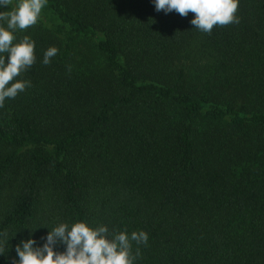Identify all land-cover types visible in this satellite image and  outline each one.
Segmentation results:
<instances>
[{
    "label": "trees",
    "instance_id": "1",
    "mask_svg": "<svg viewBox=\"0 0 264 264\" xmlns=\"http://www.w3.org/2000/svg\"><path fill=\"white\" fill-rule=\"evenodd\" d=\"M42 11L13 42L35 41L31 87L0 107V264L78 221L147 232L134 264H264V0L211 34L154 0Z\"/></svg>",
    "mask_w": 264,
    "mask_h": 264
},
{
    "label": "clouds",
    "instance_id": "2",
    "mask_svg": "<svg viewBox=\"0 0 264 264\" xmlns=\"http://www.w3.org/2000/svg\"><path fill=\"white\" fill-rule=\"evenodd\" d=\"M13 0H0V8L8 9ZM47 0H19L9 11H0V107L6 99H14L31 87V81L18 79L36 61L35 41L25 35L17 40L16 32L24 31L38 23ZM157 12H177L181 17L194 13L191 24L202 32L211 34L214 26L239 23L236 15L239 0H154ZM6 24V26H5ZM56 47H49L43 58L48 65L57 55ZM7 56V61H6ZM69 72L71 67L69 66ZM42 246L34 238L22 240L16 245L18 260L13 264H134L140 256L137 246L148 243V233L140 230L129 235L127 230L109 231L104 224L91 226L86 221L71 225L60 223L52 228ZM58 244L65 245L58 251ZM5 249L0 245V254Z\"/></svg>",
    "mask_w": 264,
    "mask_h": 264
},
{
    "label": "rangeland",
    "instance_id": "3",
    "mask_svg": "<svg viewBox=\"0 0 264 264\" xmlns=\"http://www.w3.org/2000/svg\"><path fill=\"white\" fill-rule=\"evenodd\" d=\"M41 13H43V11L41 12ZM82 44H84V43H81V42H79V45H75L74 46V48H73V51H74V56L73 57H75V58H80V54L81 53H83V49H84V47H83V45ZM261 77H260V75L258 74V77L257 78H254V80H252V84H253V82L254 81H256V82H260V79ZM264 79V78H263ZM261 86H264V85H261Z\"/></svg>",
    "mask_w": 264,
    "mask_h": 264
}]
</instances>
